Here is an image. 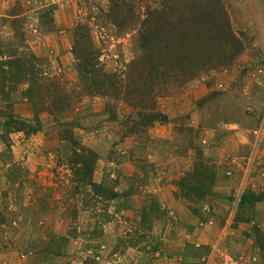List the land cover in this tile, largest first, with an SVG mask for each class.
<instances>
[{
	"label": "rangeland",
	"instance_id": "374dc122",
	"mask_svg": "<svg viewBox=\"0 0 264 264\" xmlns=\"http://www.w3.org/2000/svg\"><path fill=\"white\" fill-rule=\"evenodd\" d=\"M223 2L226 41L211 50L193 26L208 64L157 98L164 122L124 133L128 108L113 115L86 95L39 112L30 134L0 116V264H264V0ZM106 11L107 0H0V50L42 58L71 88L73 29L87 23L104 69H123L140 54L136 30L116 31ZM12 113L36 125L19 91ZM203 164L209 192L186 194L179 179Z\"/></svg>",
	"mask_w": 264,
	"mask_h": 264
},
{
	"label": "trees",
	"instance_id": "16d2710c",
	"mask_svg": "<svg viewBox=\"0 0 264 264\" xmlns=\"http://www.w3.org/2000/svg\"><path fill=\"white\" fill-rule=\"evenodd\" d=\"M226 7L223 0H107V20L102 21L116 31L134 28L140 54L123 69L107 71L99 60L100 52L92 42L88 24L75 25L72 54L77 81L72 91L69 90L73 86L69 88L55 75L46 74L41 67L42 58L17 48L0 50V116L4 119V129L30 134L37 129L39 112L62 113L80 95L105 98L113 115L124 104L128 108L121 124L124 133L139 134L156 122H164L167 118L158 110L157 98L167 94L173 84L185 83L208 64L202 61L206 59L201 53L203 47L198 49L199 41L203 44L206 39L195 37L193 26L207 28L205 35L211 34L215 43L211 50L220 46L222 40L226 41L225 30L230 25ZM191 51L196 52L193 58L189 55ZM166 55L176 69L174 75L167 74L171 73L170 68L162 63ZM191 58L195 60L192 63ZM15 91L31 104L36 125L14 117ZM80 163L84 173L92 170L89 160ZM203 165L192 177L179 179L186 194L193 192L196 197L209 192L213 174L206 173L208 165Z\"/></svg>",
	"mask_w": 264,
	"mask_h": 264
}]
</instances>
